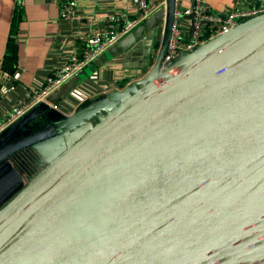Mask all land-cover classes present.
I'll list each match as a JSON object with an SVG mask.
<instances>
[{
	"label": "water",
	"instance_id": "water-1",
	"mask_svg": "<svg viewBox=\"0 0 264 264\" xmlns=\"http://www.w3.org/2000/svg\"><path fill=\"white\" fill-rule=\"evenodd\" d=\"M175 2L0 133V163L44 164L0 210V264H264V13L161 68ZM143 37L148 76L45 162L77 124L54 107Z\"/></svg>",
	"mask_w": 264,
	"mask_h": 264
},
{
	"label": "crops",
	"instance_id": "crops-1",
	"mask_svg": "<svg viewBox=\"0 0 264 264\" xmlns=\"http://www.w3.org/2000/svg\"><path fill=\"white\" fill-rule=\"evenodd\" d=\"M204 2L205 12H223L238 7L249 8L258 0ZM192 5L193 0H182L185 9L192 8ZM137 6V0H79L76 16L66 19L61 14V0H0V122L14 105L27 99L34 90H39L46 78L73 53L82 54L90 32L104 28L112 14L120 13L124 21L135 17ZM181 22L184 40L189 41L193 32L191 19L186 16L181 18ZM144 39L130 50L128 56L116 57L58 102L54 109L77 124L66 132V137L57 136L40 144L38 150L45 162L54 160L97 122L95 116L79 118L77 114L85 116L91 109L83 111L93 105L105 106L109 101L118 103L148 76L151 69L140 67ZM40 104L49 105L47 101ZM42 125L45 126L37 120L32 131ZM12 163H0V210L24 187L22 173L16 162Z\"/></svg>",
	"mask_w": 264,
	"mask_h": 264
},
{
	"label": "built area",
	"instance_id": "built-area-1",
	"mask_svg": "<svg viewBox=\"0 0 264 264\" xmlns=\"http://www.w3.org/2000/svg\"><path fill=\"white\" fill-rule=\"evenodd\" d=\"M138 8L135 17L123 20L120 13L109 16L104 28L94 30L86 38V47L82 54L73 53L69 59L46 78L45 84L25 100L14 105L11 112L0 122V133L9 125L17 121L80 71L87 68L101 54L115 45L122 37L133 31L139 24L150 17L160 7L165 6L167 0H137ZM79 0H61L62 17L71 19L76 16ZM204 0H195V8L185 9L182 0L175 2V18L172 25L169 45L161 61V68L171 65L182 53L192 51L203 43L232 30L243 21L264 13V0H258L249 8H234L223 12H205ZM194 14L196 19L192 37L184 40L181 18ZM157 54H155V57ZM30 156L32 154L30 153ZM23 158L19 162L23 164ZM39 166L37 159L34 160ZM34 170L35 168L32 167Z\"/></svg>",
	"mask_w": 264,
	"mask_h": 264
},
{
	"label": "rangeland",
	"instance_id": "rangeland-1",
	"mask_svg": "<svg viewBox=\"0 0 264 264\" xmlns=\"http://www.w3.org/2000/svg\"><path fill=\"white\" fill-rule=\"evenodd\" d=\"M35 159H36L35 156H30L29 159H24L23 160V164H19L18 165V163H16V165L23 172H24V168L25 169L29 168V170H33L32 167H33V162H34ZM43 167H44V164H40L39 166H35L34 167L35 169L33 170V174L35 172L41 170ZM33 174H31V177L33 176Z\"/></svg>",
	"mask_w": 264,
	"mask_h": 264
},
{
	"label": "flooded vegetation",
	"instance_id": "flooded-vegetation-1",
	"mask_svg": "<svg viewBox=\"0 0 264 264\" xmlns=\"http://www.w3.org/2000/svg\"><path fill=\"white\" fill-rule=\"evenodd\" d=\"M30 152H31L32 156L35 155V153L32 150L31 151L27 150L26 152L23 153L22 157H20V156L19 157L23 158V159H29L30 158ZM35 166H36V164L33 162V167H35Z\"/></svg>",
	"mask_w": 264,
	"mask_h": 264
}]
</instances>
